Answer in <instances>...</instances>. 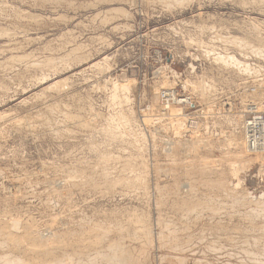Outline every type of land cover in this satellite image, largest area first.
Returning a JSON list of instances; mask_svg holds the SVG:
<instances>
[{
    "label": "rangeland",
    "instance_id": "obj_1",
    "mask_svg": "<svg viewBox=\"0 0 264 264\" xmlns=\"http://www.w3.org/2000/svg\"><path fill=\"white\" fill-rule=\"evenodd\" d=\"M263 40L264 0H0V264H264V165L199 160L235 153L229 117L264 102ZM119 112L142 145L101 134Z\"/></svg>",
    "mask_w": 264,
    "mask_h": 264
},
{
    "label": "bare ground",
    "instance_id": "obj_2",
    "mask_svg": "<svg viewBox=\"0 0 264 264\" xmlns=\"http://www.w3.org/2000/svg\"><path fill=\"white\" fill-rule=\"evenodd\" d=\"M188 1V0H187ZM172 3V2H171ZM161 7V6H160ZM168 7V6H167ZM116 10V9H115ZM123 15V14H122ZM194 23V22H193ZM118 31V30H117ZM217 35V34H216ZM190 36V35H189ZM223 37V36H222ZM190 38V37H189ZM221 38V37H220ZM226 39V38H225ZM194 41V40H193ZM264 41V40H263ZM197 42V41H196ZM200 43V42H199ZM236 43V42H235ZM203 45H205L204 43H203ZM233 45V44H232ZM237 45H238V43H237ZM199 46H201V43H200V45ZM207 46V45H206ZM260 46V45H259ZM242 49H243V47H241ZM250 48V47H249ZM261 48V47H260ZM225 49V48H224ZM255 49V48H254ZM253 49V50H254ZM256 50H259V49H256ZM255 50V51H256ZM247 51V50H246ZM214 52V51H213ZM257 52V51H256ZM258 54V53H257ZM263 55V54H262ZM216 57H218V56H216ZM220 57V56H219ZM218 57V58H219ZM222 57V58H221ZM221 57L219 58V59H223V61H222V63L224 62V56H222L221 55ZM230 58V57H229ZM231 60H234V59H232V57L230 58ZM217 60V59H216ZM227 60H229V59H227ZM220 61V60H219ZM227 61L225 60V63H226ZM234 62V61H233ZM228 63V62H227ZM229 64V63H228ZM231 64V63H230ZM101 65V64H100ZM246 69V68H245ZM249 70V69H248ZM248 70H246V71H248ZM250 77V76H249ZM116 84V83H115ZM114 84V86H115V94L113 95L115 98H114V100L116 99V98H118V97H120L121 99H122V93H123V91L125 92V91H130V89H128V86L127 85H125V83L124 84H122V83H120V84H122V86L119 84V85H115ZM127 84V83H126ZM177 84H178V82H177ZM185 84V86H186V83H184ZM183 84V85H184ZM188 84V83H187ZM193 85V84H192ZM61 86V85H60ZM59 86V87H60ZM131 86V85H130ZM129 86V87H130ZM193 86H195V85H193ZM199 87V86H198ZM187 88H188V86H187ZM194 88V90L196 89L195 87H193ZM157 90V89H156ZM197 90H199V89H196L195 90V92L197 91ZM213 90V89H212ZM215 90V89H214ZM201 91V90H200ZM249 91V90H248ZM159 92V91H158ZM158 92H156L157 94H159ZM194 92V91H193ZM198 92V91H197ZM259 92V91H258ZM127 93V92H126ZM129 93V92H128ZM120 94H121V96H120ZM249 94V93H248ZM254 94V93H253ZM125 95V94H124ZM156 95V94H155ZM208 95V94H207ZM262 95L264 96V94L262 93ZM126 97V96H125ZM124 97V99L123 100H125V101H128V102H123V103H129V99L128 100H126V98ZM158 97H159V95H158ZM157 97V98H158ZM206 97V96H205ZM208 97V96H207ZM260 97V96H259ZM119 98V99H120ZM160 98V97H159ZM226 98V97H225ZM261 98V97H260ZM260 98H258L259 100H261ZM264 98V97H263ZM118 99V100H119ZM205 99V98H204ZM257 99V100H258ZM117 100V99H116ZM157 101V100H156ZM245 101V100H244ZM158 102V101H157ZM205 102V101H204ZM155 104H156V102H155ZM158 104V103H157ZM212 104H213V102H212ZM129 106V105H128ZM158 107H160V106H158ZM157 108V107H156ZM157 109H161V108H157ZM162 110V109H161ZM206 112V111H205ZM158 114H159V112H158ZM130 115V114H129ZM129 115L127 116L126 115V113H124V112H119L118 114H117V116H115L117 119H118V123H117V121H114V122H111V120H110V122L107 124V127H105V129L104 130H101L102 132H101V134L102 135H104L105 137H106V139H109V140H112L113 142H115V141H119V142H121V141H123V139L125 138V137H127V138H132L133 140H132V145L133 146H139L138 144H140V145H142L141 144V141H144V138L143 137H140V136H136L135 137V135H132L131 133L133 132H127L126 130L128 129V125H129V127H130V123L131 122H135V120H134V116H135V114L134 113H132V115H134L133 117H129ZM131 115V116H132ZM143 115V114H142ZM153 115H155V114H153ZM227 115V114H226ZM225 115V116H226ZM101 116V115H100ZM115 118V119H116ZM227 118V117H226ZM225 118V119H226ZM229 118H227V120H228ZM231 120L230 121H228V122H231V123H233V125H236V126H238V124L239 123H241L240 122V119H238V120H236V119H233V118H230ZM114 120V119H113ZM133 120V121H132ZM109 121V120H108ZM171 121V120H170ZM226 121V120H225ZM175 122V121H174ZM227 122V121H226ZM132 123V124H133ZM148 124V123H147ZM177 126V125H176ZM179 127H182V123L179 125ZM168 128V127H167ZM169 129V128H168ZM178 129V128H177ZM200 130V129H199ZM201 131V130H200ZM236 131V130H235ZM180 132H178V134H179ZM198 133V132H197ZM234 133V132H233ZM133 134H135V131L133 132ZM199 134V133H198ZM230 134H231V132L229 133V136H230ZM137 135V134H136ZM199 136V135H198ZM201 136V135H200ZM232 136V135H231ZM234 136H238V137H235V138H233V139H235V145L237 146V148H236V152L235 153H233V154H231V155H234V157H232V159H231V155H224V158H220V159H218L217 160V158H216V160L213 158V157H207V156H205V155H207V153H206V151H205V155H204V157H200L199 158V160L201 161V158H202V161H201V163H202V166H204L203 168H201L200 169V171L202 170H206L205 172H211V174H214V173H216L217 174V172L218 171H220V170H218V169H215V168H213L214 167V165H212L213 163H221L220 162V160H224L225 162H224V164L225 165H232L231 166V169L230 170H233V166H234V164H235V166H236V164H237V166H238V164H240L239 162H241V164L243 163V165L245 164V162L246 161H248V160H244V156L245 155H247V153H248V151H247V153H246V149H245V141H244V144H243V140H244V138H243V136L241 137V136H239L237 133L236 134H234ZM194 137V136H193ZM211 138V137H210ZM232 138V137H231ZM105 139V140H106ZM198 139V138H197ZM109 140H108V142H109ZM182 140V139H181ZM192 140V139H191ZM214 140H216V139H214ZM178 141V140H177ZM177 141H174V142H176V143H179V141L177 142ZM199 141V140H198ZM204 140H202V142H203ZM206 141H208V140H206ZM210 141H211V139H210ZM213 141V140H212ZM219 141V140H218ZM225 142H227L226 140H224ZM228 141H230L229 139H228ZM234 141V140H233ZM200 142H201V140H200ZM199 142V143H200ZM209 142V141H208ZM216 142V141H215ZM215 142H214V144H215ZM220 142V141H219ZM218 142V143H219ZM224 142V143H225ZM176 143H174V145L176 144ZM181 143V142H180ZM180 143L178 144L179 145V147L177 146V144H176V147H175V149L177 150V148H180ZM184 143H188V142H184ZM183 143V144H184ZM232 142H231V144H233ZM114 144V143H113ZM173 144V143H172ZM213 144V143H212ZM221 144V143H220ZM174 145H172L173 146V148L170 146V148H171V150L173 149L174 150ZM182 145V144H181ZM191 145V144H190ZM192 145L194 146V144L192 143ZM207 145V144H206ZM223 145V144H222ZM226 145V144H225ZM184 146H186V144L185 145H182V147H184ZM210 146V145H209ZM227 147H228V145H226ZM231 146V145H230ZM195 148H196V145L194 146ZM202 147V146H201ZM207 147V146H206ZM212 147V146H211ZM142 148V147H141ZM195 148H192L191 150H197V148H198V150H200L199 149V147H197L196 149ZM218 148V147H217ZM181 149V148H180ZM170 150V149H169ZM175 150V151H176ZM188 150V149H187ZM198 150H197V152H198ZM175 151H173V152H175ZM163 152H165L164 150H163ZM173 152H171V154L173 153ZM182 152H184V151H182ZM196 152V153H197ZM226 152V151H225ZM228 152V151H227ZM178 153V152H177ZM181 153V152H180ZM246 153V154H245ZM171 154H169V155H171ZM199 154H201L202 155V153H200L199 152ZM229 154H230V152H229ZM249 154V153H248ZM254 154V153H253ZM174 155V154H173ZM175 155H176V153H175ZM174 155V156H175ZM184 155V154H183ZM251 155V154H250ZM172 156V155H171ZM179 156V154L177 155V157ZM182 156V155H181ZM197 156L199 157L200 155H198L197 154ZM196 156V157H197ZM213 156V155H212ZM248 156V155H247ZM256 157V160L258 161H260L261 162V164H263L264 165V155L262 154H257V155H255ZM176 157V156H175ZM196 157H195V160H196ZM110 158V157H109ZM132 158V157H131ZM187 158V157H186ZM106 159V158H105ZM179 159V158H178ZM181 159H183V158H181ZM194 159V158H193ZM193 159H191L192 161H193ZM253 159V162H254V158H252ZM107 160H109V159H107ZM175 160V159H174ZM187 160V159H186ZM186 160H184L183 159V161H186ZM190 160V161H191ZM255 160V161H256ZM110 161V160H109ZM182 161V160H181ZM181 161H178V163L179 162H181ZM105 162V161H104ZM107 162V161H106ZM174 162H176V161H172L170 164H173ZM250 162H251V164H252V161L250 160ZM249 162V163H250ZM184 163V162H183ZM186 163V162H185ZM188 163H189V161H188ZM191 163V162H190ZM247 164H248V162H246ZM176 164V163H175ZM240 164V167H242L243 165H241ZM160 165V164H159ZM177 165V164H176ZM176 165H172V166H176ZM180 165V164H179ZM181 165H182V162H181ZM185 165V164H184ZM183 165V166H184ZM187 165V164H186ZM189 165V164H188ZM190 166V165H189ZM235 167L236 168V170H234L235 171V173L237 172V169H238V167ZM249 166V165H248ZM262 166V165H261ZM170 167V166H169ZM180 167V166H179ZM186 167V166H185ZM184 167V168H185ZM263 167V166H262ZM105 168V167H104ZM170 168H172V167H170ZM178 169V168H177ZM181 169V168H180ZM179 169V170H180ZM186 169V168H185ZM105 170H107L108 171V169H105ZM174 170H175V168H174ZM182 170V169H181ZM184 170V169H183ZM229 170V171H230ZM107 171H104L105 173L107 172ZM198 171V170H197ZM234 171H230V172H228V173H231V175L232 174H234L233 172ZM238 171H239V169H238ZM242 171V170H241ZM103 172V173H104ZM157 172H158V170H157ZM180 172V171H179ZM205 172H204V174H205ZM207 172V173H208ZM221 172V171H220ZM225 172V171H224ZM240 172V171H239ZM175 173V172H174ZM107 174H109V172L107 173ZM177 174V173H176ZM201 174V173H200ZM239 174V173H238ZM237 174V175H238ZM106 175V174H105ZM105 175H103L104 177H105ZM208 175V174H207ZM206 175V176H207ZM235 175V174H234ZM206 176H204V177H206ZM213 176V175H212ZM219 179H217V180H220V181H223V182H220V184L219 185H223V187L226 185V181L224 180V178L223 177H225V175L223 174V173H220L219 175ZM217 176V177H218ZM106 177H107V175H106ZM109 177V176H108ZM107 177V178H108ZM178 177V176H177ZM233 177H235V176H233ZM181 178V177H180ZM207 178V177H206ZM223 178V179H222ZM106 179V178H105ZM179 179V178H178ZM208 179V178H207ZM107 180V179H106ZM201 180V179H200ZM177 181V180H176ZM224 181H225V183H224ZM227 183H228V181H227ZM208 185H209V183H208ZM239 185V184H238ZM235 186L234 185V188H237V187H239V186ZM212 186V185H211ZM210 186V187H211ZM228 185H226L225 187H227ZM232 186V185H231ZM199 187V186H198ZM207 187V186H206ZM219 188V187H218ZM228 188V187H227ZM238 189V188H237ZM225 190V189H224ZM232 190V189H231ZM239 190V189H238ZM227 191V190H226ZM234 191V190H233ZM232 192V191H231ZM224 193V192H223ZM233 193V192H232ZM225 194H227V193H225ZM229 194H230V192H229ZM234 196V195H233ZM187 202V201H186ZM188 203V202H187ZM179 204V203H178ZM177 204V205H178ZM196 204V203H195ZM179 206H180V204H179ZM190 206H191V204H190ZM257 206V205H256ZM255 206V207H256ZM191 208V207H190ZM182 211V210H181ZM213 213V212H212ZM264 216V215H263ZM8 227V226H7ZM28 227V226H27ZM11 228V227H10ZM36 229V228H35ZM241 229V228H240ZM9 230V229H8ZM263 230V229H262ZM250 232V231H249ZM6 236V235H5ZM4 236V237H5ZM11 238V237H10ZM9 240V239H8ZM11 241V240H10ZM54 245V244H53ZM118 246V245H117ZM34 247V246H33ZM32 248V247H31ZM37 248V247H36ZM33 249V248H32ZM38 249V248H37ZM129 254V253H128ZM130 256V255H129ZM129 256H127V257H129ZM179 258V257H178ZM184 259V258H183ZM186 260V259H185ZM121 263V262H120Z\"/></svg>",
    "mask_w": 264,
    "mask_h": 264
},
{
    "label": "built area",
    "instance_id": "obj_3",
    "mask_svg": "<svg viewBox=\"0 0 264 264\" xmlns=\"http://www.w3.org/2000/svg\"><path fill=\"white\" fill-rule=\"evenodd\" d=\"M252 91V90H251ZM256 91V90H255ZM255 91H252V93L255 94ZM178 96L174 95V91H167L164 94V101H163V112L166 114L167 112L170 113L169 116L172 120H176L178 129H192L196 130L199 128L201 119L199 118V114L194 115H186L184 114L183 109H176L175 106H177V102H180L185 105H189V108L194 107L195 99L191 100H180ZM246 101L243 104V110L242 114H239L237 117L230 116L229 118L233 119H240L241 122V132L244 136L245 141V148L246 150L251 154H264V102L255 99L252 97V99L249 100V97L247 95ZM208 112L209 114H203L204 119H207L209 116H211L213 119L211 120V124L213 126L219 125L220 122L217 119V114H215V107H212L209 104ZM174 113V114H173ZM224 114L219 113V116L222 118L224 117ZM248 116H252L251 119H248ZM218 121V122H217ZM182 123V127H179V125ZM240 124V123H239ZM236 126V125H234ZM238 127V126H236Z\"/></svg>",
    "mask_w": 264,
    "mask_h": 264
}]
</instances>
